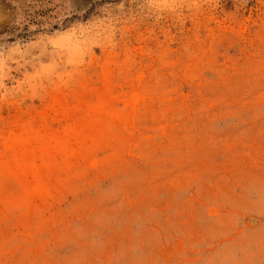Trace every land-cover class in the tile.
<instances>
[{
  "label": "rangeland",
  "instance_id": "rangeland-1",
  "mask_svg": "<svg viewBox=\"0 0 264 264\" xmlns=\"http://www.w3.org/2000/svg\"><path fill=\"white\" fill-rule=\"evenodd\" d=\"M0 264H264V0H0Z\"/></svg>",
  "mask_w": 264,
  "mask_h": 264
}]
</instances>
